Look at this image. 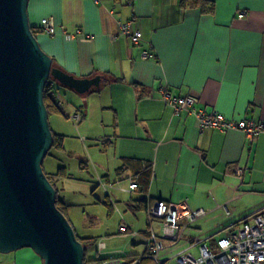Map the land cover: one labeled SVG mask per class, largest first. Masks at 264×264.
<instances>
[{
	"label": "crops",
	"instance_id": "1",
	"mask_svg": "<svg viewBox=\"0 0 264 264\" xmlns=\"http://www.w3.org/2000/svg\"><path fill=\"white\" fill-rule=\"evenodd\" d=\"M29 1L31 25L56 63L76 77L101 76L100 86L89 93L71 91L78 106L68 113L82 114L78 124L96 121L102 127L99 137L114 159L105 164L106 180L132 177L126 169L115 176L126 159L153 165L145 192H124L128 196L119 202L136 214L109 206L121 215L120 223L132 231L136 220L145 221L156 231L146 207L142 213L141 200L186 203L207 212L196 224L197 229L206 225L205 235L195 237L193 226L188 234L200 239L228 233L230 226L264 209V133L247 142L240 130L201 129L188 111L176 115L162 95L167 89L172 97L194 96L208 113L264 122V0H213L212 14L183 9L182 0H136L134 5L127 0ZM44 18L53 20L56 34L41 30ZM130 18L143 33L140 45L119 34V22ZM146 49L156 57L145 58ZM59 95L63 100L60 90ZM93 131L97 137L98 129ZM106 133L113 140L106 141ZM57 188L61 192L59 182ZM109 199L120 201L115 194ZM66 213L70 217L69 209ZM0 264L43 261L23 248L0 253Z\"/></svg>",
	"mask_w": 264,
	"mask_h": 264
},
{
	"label": "water",
	"instance_id": "2",
	"mask_svg": "<svg viewBox=\"0 0 264 264\" xmlns=\"http://www.w3.org/2000/svg\"><path fill=\"white\" fill-rule=\"evenodd\" d=\"M29 2L0 0V253L31 248L43 264H85L86 247L43 167L54 144L45 90L55 83L82 95L101 76L76 77L54 64L33 32ZM58 96L53 102L72 118Z\"/></svg>",
	"mask_w": 264,
	"mask_h": 264
},
{
	"label": "rangeland",
	"instance_id": "3",
	"mask_svg": "<svg viewBox=\"0 0 264 264\" xmlns=\"http://www.w3.org/2000/svg\"><path fill=\"white\" fill-rule=\"evenodd\" d=\"M59 89L63 94V100L67 103L70 102V106H66L67 111L75 110L76 106H78L75 94L63 87ZM87 95H84V97H88ZM71 97L75 99L72 101ZM85 123L83 120L79 124L75 123L72 118H65L62 114L50 116V124L53 132L64 135L66 139L64 150H51V153H49L44 160L43 167L47 174L56 173L61 166H65L67 169V176L61 178L59 181V187L61 188L59 196H65L67 198L66 202L70 204L68 207L70 217L68 218L81 236H96L93 237L90 243L86 244V257L89 260H95L100 257H112L115 256V254H119V256H123L120 258L122 262L132 264L131 261L133 258H128L124 255L144 253L146 245L143 243L144 237L140 236L143 234L142 232L140 233V231H151V227L146 224L145 221L141 224V221L136 220L135 225L132 226V230L137 232L139 236L135 238L130 232L128 234L119 232V226L120 224L122 225V223H120L122 220L121 215L116 211L110 210L109 206L112 205L114 209L119 207L122 211L125 210L124 214H127V216L136 213H132L128 208H125V202L119 203L124 201L122 198L125 199L128 194H124L121 191L119 192L117 189L113 190L111 189L112 186H110V189L107 191L99 184V176H103L102 178H105L104 180L108 177L105 164L108 163V161L113 163V154L112 150H109V154L107 155L106 149L103 147V143L101 142L102 137H99V135L103 136L102 127L98 125L96 121H92L88 126H86ZM94 128L98 129L97 137L94 135V131L91 133V130H94ZM106 135L107 133L105 136ZM114 173L117 177L123 174V172H117L116 170ZM112 176L113 175L110 174L109 177L111 178ZM115 180V178L114 180L110 179V182L115 184L118 182L124 185L128 184L126 182L128 179L121 181ZM111 194H115L119 197L120 201L116 204H112L113 202H110L109 199V195L111 196ZM223 209L225 210L226 208L224 207ZM142 213L145 215L146 212L143 210ZM197 222L198 221L193 224V233L195 237L199 235L204 236L206 233L204 227L206 225L201 226L202 222H200L199 226H201V229H197ZM154 227L157 233L160 234L162 232L163 226L158 220L154 221ZM189 231L186 234L187 236ZM226 234L227 233L223 231L220 234L207 235L200 239L209 237L205 243L211 246L218 240L215 238H219ZM173 243L175 245L173 244L174 246L171 252L164 250L159 254V259L168 260V264H175V254L178 250L191 246L189 242L182 239ZM165 245L166 247L168 246L167 243H165ZM189 252L195 257H199L200 245L192 246ZM88 263L99 264L97 261ZM148 264H154V262L150 261Z\"/></svg>",
	"mask_w": 264,
	"mask_h": 264
},
{
	"label": "built area",
	"instance_id": "4",
	"mask_svg": "<svg viewBox=\"0 0 264 264\" xmlns=\"http://www.w3.org/2000/svg\"><path fill=\"white\" fill-rule=\"evenodd\" d=\"M134 1L136 0H127L131 4ZM240 16L242 17L243 13ZM41 28L49 35L56 34V27L51 18L42 19ZM119 34L130 38L134 44H141L143 41V34L135 28L132 19L119 22ZM143 55L145 58L156 57L155 53L148 49L143 51ZM162 95L172 106L176 115H180L183 110L188 111L198 119L201 129L213 128L223 132L240 130L245 133L247 142H251L256 136L264 133V122L228 118L218 112L208 113L205 109L197 106L198 100L194 96L172 97L167 89L162 90ZM72 118L76 122L80 121L81 114L77 112ZM103 185H106L105 181ZM117 187L126 193L140 191L138 183L133 179L128 181L127 187L122 184H117ZM147 214L149 223L152 224L158 220L163 226L160 234L153 229L150 237L146 240V250L154 264H168V260L159 259V254L174 246L173 242H178L181 239L189 242L191 246L175 255V264H264V209L258 211L250 221L242 222L229 230L225 236L215 238L218 240L211 246L205 243L208 239L191 241L190 237L186 235L193 224L207 214L205 209H192L186 203H171L157 199L154 202L150 201V204L147 205ZM128 231L132 235L137 234L133 230L130 231L126 224L120 226L121 233ZM165 243H167V247ZM194 245H200L199 257H195L189 252ZM122 263L120 260L110 259L103 264Z\"/></svg>",
	"mask_w": 264,
	"mask_h": 264
},
{
	"label": "trees",
	"instance_id": "5",
	"mask_svg": "<svg viewBox=\"0 0 264 264\" xmlns=\"http://www.w3.org/2000/svg\"><path fill=\"white\" fill-rule=\"evenodd\" d=\"M135 2L136 1H134V3ZM134 3H132V5H134ZM181 7L183 9H197L201 13H205V14H212V13H214L216 11V3L213 0H182L181 1ZM130 19H132L134 21L135 28L138 29L135 20L133 18H130ZM123 21H126V20H123ZM123 21H121V22H123ZM138 30H140V29H138ZM38 31H39L38 28L33 27V32L35 33V35L38 33ZM136 45H140V44H136ZM53 62H54V64L56 66L60 67L56 63L55 59H53ZM58 86L59 85H56L55 83H51V84L47 85L46 90H45V102H46V105L48 107L50 116H55V115H60L61 114L58 104H55L53 102V100H52V98H55V99L58 100V97H59L58 95H59V90H60ZM81 117H82V114H81ZM76 123H78V122H76ZM65 139H66V137L64 135L54 132V144H53L52 150H54V151L64 150ZM152 168H153L152 163H147L145 165H142L141 162H139L138 160L126 159L124 161V163H123L122 168L120 170H118V171L121 172L122 170H125V169L126 170H130L131 173H132V177H128L126 179L130 178V179L135 180L138 183V185L140 187V190L145 192L146 186L148 185V183L151 180ZM66 170L67 169H66L65 166H61L56 173L47 174L48 178L51 180V182L56 187H57V182H59L61 178L67 176V171ZM104 179L105 178L100 179L99 184L102 185L105 189H107V190L110 189V185H112L113 187H111V189H117V190L121 191L117 187L118 183L115 184L113 182H110V181H107V180H104ZM104 181L106 182V185H103ZM141 202L143 204L141 203L142 205L140 206V208L145 210V207H146V210H147V199H143V200H141ZM57 206L66 215V217L68 218L66 211H67L69 205L65 201H63V200H61L59 198L58 201H57ZM255 214H253L251 217H253ZM247 219H249V218H246L245 220H247ZM245 220H243V222ZM235 227H236V225L230 226L228 229H232V228H235ZM128 228L130 229L129 226H128ZM75 231L77 233V236H78L79 240L85 245V247H86L87 243H90V241L93 240V238H84V237H82L81 235L78 234L77 230H75ZM151 231H152V229H151ZM151 231L147 230V232L145 231V234L144 233L142 234V236L144 237V242L143 243L145 245L147 244L146 240L151 235ZM128 233H129V231L125 232V233H122V234H128ZM190 239H191V241L194 240V238H190ZM124 256L128 257V258H133L132 261H131L132 264H148L151 261V259L149 257V254H148V251L146 249H145L144 253H142V254L124 255ZM121 257H123V256L122 255L121 256H112V257H106V258L100 257V258H97L95 260H89L87 257H85V264H89L88 262H91V261H97V263L103 264L105 261L110 260V259L120 260Z\"/></svg>",
	"mask_w": 264,
	"mask_h": 264
},
{
	"label": "flooded vegetation",
	"instance_id": "6",
	"mask_svg": "<svg viewBox=\"0 0 264 264\" xmlns=\"http://www.w3.org/2000/svg\"><path fill=\"white\" fill-rule=\"evenodd\" d=\"M252 219V217L251 218H249V219H247V220H245L244 222H247V221H250ZM233 229V228H232ZM231 230V229H230Z\"/></svg>",
	"mask_w": 264,
	"mask_h": 264
},
{
	"label": "bare ground",
	"instance_id": "7",
	"mask_svg": "<svg viewBox=\"0 0 264 264\" xmlns=\"http://www.w3.org/2000/svg\"><path fill=\"white\" fill-rule=\"evenodd\" d=\"M150 226V225H149Z\"/></svg>",
	"mask_w": 264,
	"mask_h": 264
}]
</instances>
